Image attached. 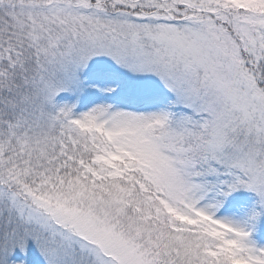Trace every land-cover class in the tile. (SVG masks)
Here are the masks:
<instances>
[{
    "label": "snow or ice",
    "instance_id": "6c2138e0",
    "mask_svg": "<svg viewBox=\"0 0 264 264\" xmlns=\"http://www.w3.org/2000/svg\"><path fill=\"white\" fill-rule=\"evenodd\" d=\"M0 264H264V0H0Z\"/></svg>",
    "mask_w": 264,
    "mask_h": 264
}]
</instances>
